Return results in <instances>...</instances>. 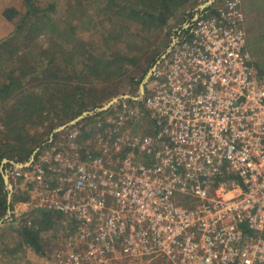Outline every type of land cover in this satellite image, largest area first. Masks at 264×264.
Here are the masks:
<instances>
[{"label":"built area","instance_id":"2783aa9c","mask_svg":"<svg viewBox=\"0 0 264 264\" xmlns=\"http://www.w3.org/2000/svg\"><path fill=\"white\" fill-rule=\"evenodd\" d=\"M199 12L174 31L144 93L129 97L152 125L133 142L115 140L131 155L114 165L104 158L101 140L118 116L97 136L102 148L78 152L71 188L52 185L41 166L7 172L15 189L39 192L37 204L23 203L28 212L54 210L77 223L79 252L57 253L52 264H80L84 244L88 258L118 251L167 264H264V79L241 0H212Z\"/></svg>","mask_w":264,"mask_h":264},{"label":"rangeland","instance_id":"374dc122","mask_svg":"<svg viewBox=\"0 0 264 264\" xmlns=\"http://www.w3.org/2000/svg\"><path fill=\"white\" fill-rule=\"evenodd\" d=\"M37 2L38 8L41 10V13H38L37 16L44 18L49 24H45L41 29L40 35L31 37L26 44L22 42L24 34L17 30V25L20 23L22 16H24L23 6L19 0H0V45L4 42L8 44L5 49L0 48V85L7 82L8 78H14L20 81L24 85V88H27L29 83L33 85L35 82H38L37 78L41 74L44 72L48 73L53 64L51 66L48 64L49 61L43 58L42 52L49 51V53L54 54V52L60 50L59 47L69 48L71 45V42L63 41L58 37L60 30H68L69 27H72L76 29V35L85 41L90 39L97 42L100 36L105 34V28H112L109 20H112L114 23L113 27L119 24V21L111 18L107 11H102L100 0H91L89 5L86 0H37ZM78 2H83L85 4L84 8L82 6L80 9ZM210 2V0H196L193 3H189L169 20L168 25L157 38L149 37V40L143 43L141 39L142 44L136 43L138 45H134L135 47H132L130 52L134 50L144 52L147 48H150V52H152L157 48L158 53L164 54L170 47L174 31L185 22V16L189 13H196L201 6L208 7ZM241 2L245 14L246 31L249 35V48L252 59L257 66L258 75L264 79V21L258 24L254 20L257 16L264 17V7L260 5L264 0H241ZM9 7H15L20 11L11 22L3 19L1 16L3 10ZM109 12H112V10ZM88 14L91 21L87 22L89 19ZM50 41L57 42L56 45L58 46L51 45ZM133 41L136 42L135 40ZM139 69L135 71V74L140 76V71L142 70ZM130 84L131 82L127 78L109 84L102 83L100 84L102 87H92V90L85 89L83 93L88 95L84 96V99L89 101V104L104 103V106H106L111 100L121 96L136 98L140 94V84L132 86ZM2 100L0 99V104ZM122 100L126 99H121L114 103L107 112L105 111L106 113L92 118L84 126L82 125L77 128L67 126L64 130L54 133L53 137L49 135V142L51 140L52 142L43 145L40 149H35L33 162L30 163L26 170H30L33 166L47 168V176L52 185L58 182L64 189L71 188L74 180L73 165L78 161V157L80 156L78 152H89L102 148L98 141H96L97 136L102 137L104 134L106 127H103V125L106 120L112 122L118 116L123 118L121 124L116 126L117 128L112 127L115 132L113 131V134L108 135L107 141L101 140L102 145L106 143L105 148H103L104 158L107 159L110 154L112 158L110 162H113L114 165L119 157L131 155V148H126L119 144L118 147H115V140L128 138L133 142L135 136L151 133L152 125L144 114L138 113L140 105H133L127 102L129 105H126L124 108L122 105H119ZM9 101L4 100V103L7 104ZM130 109L135 110L138 114L133 117L126 116ZM99 124H101L100 127H98ZM59 127H56V129ZM75 132L79 135L73 139L72 135ZM45 139H47L46 136L44 137ZM36 154L37 156L35 157ZM55 158L58 161H53ZM136 159L143 161L142 157ZM35 161H39L40 163L36 162L37 164H35ZM18 186L20 185L18 184L16 188ZM21 187L23 192L19 189L16 190L26 200L17 205H23L22 203H29L30 201L33 204H37L39 192H34V195L31 197L26 191V189L31 190L30 187ZM87 195L88 193L80 194V197ZM58 198L60 199L61 195ZM26 208L24 209L23 207V209L17 210V213H26ZM27 209V212L31 210L30 208ZM73 220L75 221L73 216H62L59 225L54 224L51 228L41 232L39 241L42 246L41 254L34 252L26 244L25 238L20 233L19 223L10 222L9 220L0 223V264H44L46 261L48 264H52L54 255L57 253L74 252V250L79 252L76 246L79 240H81V236L77 223H74ZM101 247V245H97V249ZM82 250L83 252L80 256L83 257L80 260V264H167L162 259L124 257L118 251L107 256L101 254L97 255L96 258H88L84 257L87 255V244L82 246Z\"/></svg>","mask_w":264,"mask_h":264},{"label":"trees","instance_id":"16d2710c","mask_svg":"<svg viewBox=\"0 0 264 264\" xmlns=\"http://www.w3.org/2000/svg\"><path fill=\"white\" fill-rule=\"evenodd\" d=\"M19 1L23 6L24 16L17 25V30L24 34L22 42L27 44L31 37L40 35L42 27L49 23L37 16L41 13L37 0ZM86 1L88 5L91 2ZM195 1L100 0L102 11H107L111 18L119 21L116 27H113L114 23L109 20L112 28H105V34H102L97 42L90 39L85 41L77 36L75 28L62 29L58 37L71 42V45L69 48L59 47L60 50L54 54L49 51L42 52L43 58L49 61L48 64L50 66L53 64L48 73L41 74L37 78L38 82L33 85L29 83L27 88L14 78H8L7 82L0 85V99H3L0 104V222L8 220L6 216L10 211V222L19 223L21 235L34 252L41 254L40 234L54 224L59 225L61 213L54 210L32 209L21 216H14L15 205L26 199L13 187L10 203H7L8 192L3 182L2 171L9 172L14 164L26 163L35 149L49 143L48 136L55 135L53 131L56 127L70 123L84 112L104 106V103L89 104V101L84 99V96L88 95L83 93L85 89L92 90L94 87H102L100 85L102 83L109 84L125 78L130 80L131 86L141 84L149 69L162 55L157 52V48L152 52L150 48L144 52L138 50L130 52L131 48L140 45L141 39L143 43L149 40V37L157 38L178 11ZM84 5L83 2H78L80 9L82 6L84 8ZM260 5L264 7V2ZM208 8L209 6L206 7ZM110 10L112 12H109ZM19 12L17 8L9 7L3 10L1 16L11 22ZM202 13L197 11L187 14L185 22L178 28L190 23L194 14ZM254 20L261 24L264 17L257 16ZM88 21H91L90 15ZM50 43L58 46L55 41ZM7 45V42H4L0 48L5 49ZM139 68L142 70L140 76L135 74ZM4 100L10 101L6 104ZM126 101L129 104L141 105L132 99ZM106 112L94 113L71 127L84 126L92 118ZM45 136L47 139L44 140ZM3 160H7L8 163L2 165ZM28 221L31 224L28 225Z\"/></svg>","mask_w":264,"mask_h":264},{"label":"water","instance_id":"95a60500","mask_svg":"<svg viewBox=\"0 0 264 264\" xmlns=\"http://www.w3.org/2000/svg\"><path fill=\"white\" fill-rule=\"evenodd\" d=\"M210 1H212V0H210ZM210 3H209V5H210ZM206 7L207 6H201V7L198 8V11H202ZM156 63H155V65H156ZM155 65L151 69H149V71L147 72V74L144 77L143 81L141 82L140 88H139L140 94H143L144 93L145 84L148 82V80H149V78H150V76L152 74V71H153ZM128 98H129V96H121V97H118V98H114L106 106H104L102 108L93 110L91 112H84L79 117H77L76 119H74L73 121H71L69 124L64 125V126H61L58 129L54 130L53 131V134L56 133V132H59L60 130H64L67 126H73V125H75L77 122L81 121L84 118H87L89 116H92L94 113H100V112L107 111L114 103L118 102L121 99H128ZM33 157H34V153H33V155L31 156V158L29 159V161L27 163H25V164H14V165L18 166V168H20V169L27 168L30 165V163L33 162ZM6 163H8L7 160H3L2 161V165L6 164ZM9 163L10 164H13L12 162H9ZM2 177H3L4 185H5V187L7 189V192H8V195H7V203L9 204L10 203V200H11V194L13 192V186H12V184L9 181V177L7 175V172L2 171ZM9 215H10V212L8 211L6 218Z\"/></svg>","mask_w":264,"mask_h":264},{"label":"crops","instance_id":"0c3cea01","mask_svg":"<svg viewBox=\"0 0 264 264\" xmlns=\"http://www.w3.org/2000/svg\"><path fill=\"white\" fill-rule=\"evenodd\" d=\"M21 204V203H20ZM23 204V203H22ZM25 206L26 205H15V207H14V211H13V214H14V216H16V217H18V215L17 214H15V212H17V210H21V209H23V207H24V209H25ZM24 211V210H23ZM25 212V211H24ZM26 212H27V209H26ZM10 214H11V212H10ZM10 219V215L8 216V220ZM10 221V220H9Z\"/></svg>","mask_w":264,"mask_h":264}]
</instances>
